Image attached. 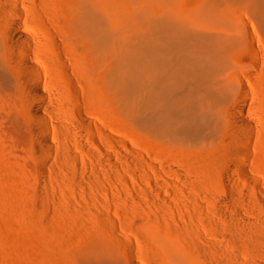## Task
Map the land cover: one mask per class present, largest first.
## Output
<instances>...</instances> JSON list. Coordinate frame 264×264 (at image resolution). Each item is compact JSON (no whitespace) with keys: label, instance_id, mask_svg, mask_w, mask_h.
I'll use <instances>...</instances> for the list:
<instances>
[{"label":"rangeland","instance_id":"obj_1","mask_svg":"<svg viewBox=\"0 0 264 264\" xmlns=\"http://www.w3.org/2000/svg\"><path fill=\"white\" fill-rule=\"evenodd\" d=\"M37 1L33 28L67 50L77 91L85 96L83 113L108 138L99 150L88 132L82 146L57 129L50 134L56 148L50 158L37 151L16 96L0 88V264H182L174 241L203 250L202 264L264 261V208L237 180L245 163L264 187L261 73H253L248 84L249 103H256L247 112L256 120L253 136L246 135L250 143H237L238 134L226 131L208 146H162L125 104L112 106L105 64L72 24L79 0ZM105 1L122 10L140 8L139 0ZM44 51L48 59L59 57L52 44ZM69 112L80 118L78 111ZM138 146L146 160L137 156ZM69 147L79 163L69 158Z\"/></svg>","mask_w":264,"mask_h":264},{"label":"bare ground","instance_id":"obj_2","mask_svg":"<svg viewBox=\"0 0 264 264\" xmlns=\"http://www.w3.org/2000/svg\"><path fill=\"white\" fill-rule=\"evenodd\" d=\"M139 2L137 10L105 0H79L75 6L73 27L105 64L112 106L125 104L162 146H208L226 131L238 134L237 143H250L246 135L253 136L256 120L247 112L256 103H249L248 84L257 71L264 77V0ZM38 10L37 0H0V88L16 96L37 151L52 157L50 134L57 129L76 136L82 146L88 132L101 150L108 133L83 113L85 96L77 91L67 50L33 28ZM50 44L59 50L57 59L44 56ZM74 110L80 118L69 112ZM110 135L117 139L119 133L110 128ZM138 148L137 156L146 160ZM68 155L79 163L73 148ZM154 157L164 160L160 152ZM240 170L237 180L264 208L261 181L249 165ZM230 171L235 177L232 166ZM185 243H171L181 263L202 264L203 250L192 251Z\"/></svg>","mask_w":264,"mask_h":264}]
</instances>
